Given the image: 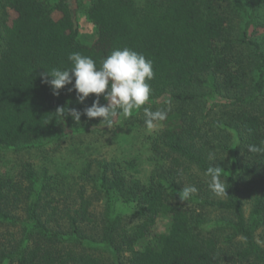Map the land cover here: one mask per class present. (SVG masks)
<instances>
[{"label": "trees", "instance_id": "16d2710c", "mask_svg": "<svg viewBox=\"0 0 264 264\" xmlns=\"http://www.w3.org/2000/svg\"><path fill=\"white\" fill-rule=\"evenodd\" d=\"M86 1L97 30L91 44L80 40L76 18ZM224 1L57 0L52 5L49 0H0V149L30 144L57 130L107 127L102 118L81 115L77 123L67 112L65 118L55 114L58 107L83 112L95 99L90 94L81 104L75 90L69 91L71 84L54 95L42 82L45 70L70 68L74 52L93 58L97 67L115 48L143 53L155 73L150 103L166 98L172 104L160 108L167 117L152 141L156 166L149 183L128 178L114 163L100 166L99 187L132 202L138 223L129 226L117 216L97 225L84 185L70 207L60 208L50 179L36 186L31 168L23 180L0 178V226L6 227L0 230V264H100L98 256L78 249L84 230L93 225L99 226L100 248L117 264H264V153L248 151L264 141L262 64L253 67L258 75L250 93L228 98L219 115L237 135L231 158L214 155L217 160L210 162V153L199 145L207 142L208 132L192 107L200 101L197 88L208 87L213 95L216 83L241 87L249 71L233 53L238 45L255 46L263 59L259 45L247 39V28L236 44L227 39ZM263 2L252 1L249 15ZM100 100L107 103L103 96ZM138 122L146 126L144 116ZM209 166L221 167L226 194L209 189ZM82 176H91L89 166ZM183 185H195L198 192L181 201L177 193ZM245 204L250 205L247 216ZM211 211L222 215L221 224L205 230L201 224ZM159 217L168 218L166 230L137 247Z\"/></svg>", "mask_w": 264, "mask_h": 264}, {"label": "rangeland", "instance_id": "374dc122", "mask_svg": "<svg viewBox=\"0 0 264 264\" xmlns=\"http://www.w3.org/2000/svg\"><path fill=\"white\" fill-rule=\"evenodd\" d=\"M49 1L54 5L57 0ZM252 1L254 0H225L222 2V9L228 18L227 39L236 44L241 31L247 28V39L259 45L263 59L257 57L255 46L236 45L233 53L244 65H247L249 71L248 76L246 75L241 82V87L226 88L221 82L220 85L216 83L218 90L213 92V95L209 94L210 88L208 87L197 88L200 101L192 105L196 109L200 122H203L204 130L208 132L206 145L203 144L204 139L199 142V145L206 153L215 155L218 160L225 159L226 161L231 158L237 143L236 132L219 121V115L226 108V100L235 94L250 93L251 85L258 75L253 67L258 62L262 64L264 72V2L249 15ZM87 9L88 1L77 10L76 18L80 40L91 44L97 36V30L88 17ZM170 106L172 104L168 103L166 98L155 100L154 104L149 100L141 108L134 109L130 117L125 118L119 115L111 127H99L92 132L57 130L45 134L30 144L18 145L12 149H0V178L13 181L23 180L26 171L32 168L36 186H41L47 177L50 179V187L53 188V194L58 199L60 208L70 207L76 200L77 189L80 185H84L85 195L90 200L97 225L101 226L107 218L117 216L121 217L127 225H134L140 220L134 204L112 193L106 194L99 187L100 166L114 163L128 178L139 179L145 184L149 183L156 166L152 141L163 125L161 121H158L155 122L153 128L149 129L140 124L138 120L144 116L143 108L145 107L160 109ZM87 166L90 167L91 176L85 179L82 172ZM45 190H42V195L46 193ZM244 210L247 216L250 205L245 204ZM57 217H52L50 220L52 224H55ZM219 217H222L219 212L211 211L208 220L201 224V227L210 230L220 225ZM167 224V217H159L151 227L150 233L137 247L155 241L156 235L165 231ZM97 225L84 230L78 249L98 256L100 264H117L107 250L100 248L102 244L99 240V226ZM0 230L6 232V227L0 226ZM9 230L16 231V228L10 227ZM224 234L226 235V231ZM16 236L19 238V235ZM121 257L122 262L125 263L126 258ZM74 264L84 263L78 261Z\"/></svg>", "mask_w": 264, "mask_h": 264}, {"label": "clouds", "instance_id": "9594fccd", "mask_svg": "<svg viewBox=\"0 0 264 264\" xmlns=\"http://www.w3.org/2000/svg\"><path fill=\"white\" fill-rule=\"evenodd\" d=\"M70 68H52L41 73L42 82L47 83L53 90L54 95L66 85H72L69 91L75 90L77 102L83 104L90 94H95V99L83 112L75 108L66 109L58 107L55 114L65 118L69 113L77 123L81 115L88 119L102 118L101 123L111 127L118 115L125 118L130 117L133 110L141 108L149 100L152 94L151 84L154 78L153 61L146 58L143 53L137 52L129 47L115 48L109 55L102 59L97 67L96 61L74 52L69 55ZM50 77V79H49ZM74 80V83H73ZM101 96L107 101L101 104ZM145 125L151 129L155 122L163 121L167 117L165 110H151L143 108ZM250 153H264V141L260 146L249 145ZM209 160H217L214 155L209 154ZM221 167L209 166L206 175L209 177V189L215 195L226 194L225 181L220 175ZM198 189L195 185H183L177 195L181 201L189 200Z\"/></svg>", "mask_w": 264, "mask_h": 264}]
</instances>
